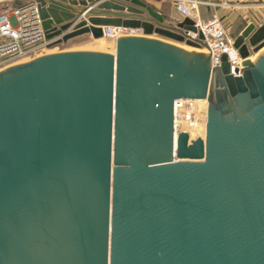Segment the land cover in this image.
<instances>
[{"label":"water","instance_id":"1","mask_svg":"<svg viewBox=\"0 0 264 264\" xmlns=\"http://www.w3.org/2000/svg\"><path fill=\"white\" fill-rule=\"evenodd\" d=\"M48 47L139 29L116 53L63 51L0 72V264H264V18L242 74L186 16L145 0H34ZM198 34L195 37L192 34ZM238 71V70H237ZM209 99L206 138L174 101Z\"/></svg>","mask_w":264,"mask_h":264},{"label":"built area","instance_id":"2","mask_svg":"<svg viewBox=\"0 0 264 264\" xmlns=\"http://www.w3.org/2000/svg\"><path fill=\"white\" fill-rule=\"evenodd\" d=\"M182 4L180 10L185 16L193 13L196 25L205 35L204 41L207 53L211 57L213 69L222 66L223 56L227 55L230 63V73L238 76L242 74L243 58L235 46V37L228 30V24L218 14H213L206 22L199 13L198 2L195 0H178ZM226 6L227 2L224 3ZM104 35L117 40L119 37L139 35V29L123 26H104ZM198 37V34H192ZM49 41L45 35L43 20L38 4L28 2L8 12L0 13V68L4 65L18 64L22 60H33L42 56L48 49ZM238 70V71H237ZM201 101H206L203 105ZM209 99L178 98L174 101L175 134L181 131L189 133V142L197 138H206ZM201 128L203 133L198 130ZM205 135V138L203 135Z\"/></svg>","mask_w":264,"mask_h":264},{"label":"rangeland","instance_id":"3","mask_svg":"<svg viewBox=\"0 0 264 264\" xmlns=\"http://www.w3.org/2000/svg\"><path fill=\"white\" fill-rule=\"evenodd\" d=\"M28 2H35V1L34 0H30V1H27L25 3H28ZM223 2L225 3L227 1H223ZM244 3H248L249 8L248 7H245L244 5H242ZM149 4L151 5V3H149ZM227 4L228 5L226 7H229L231 5L229 2H227ZM241 5L242 6H239V9H235L234 8L233 10H227L226 12H230L231 14L230 13L229 14L226 13V14H224V17H223L224 21L228 24V30H229V32L232 34L233 37H235V39L242 33V31L246 27H248V25L250 23H254L255 25L259 26V25H261L263 23V18H264V0H262V1H248V2H245L244 1V2H241ZM14 6H15L14 8H16V7L20 6V5H17V6L14 5ZM163 9H166L167 11H169L170 10L169 9V5L164 6ZM6 10L7 9L4 8V5L0 4V13H2V12H8L9 11V10L8 11H6ZM204 11L206 13V10H204ZM232 12H233V14H232ZM201 13H202V11H201ZM213 14L204 15V17H203L204 21L206 22L207 20H209L210 18H212L211 16ZM128 36H130V35H128ZM133 36H136V35H133ZM137 36H139V35H137ZM144 37H149V36H144ZM104 39L105 38H103L102 42L105 44L108 39H105V40ZM163 41L169 43L170 40L168 39V40H163ZM172 41H174V40H172ZM174 42H175V44L176 43L177 44L178 43L181 44L180 42H176V41H174ZM67 43H69V44L68 45H63L64 44L63 43V44H59V45L53 46V47L50 48L51 50L45 49L44 52H43V54H42V56L43 55L52 54V53H58L59 52V51L57 52L58 49H66V48H74V47L81 48L82 50L83 49H85V50H100V49H105V48H102V47H104V45H102V47H101L100 40H95L90 35H83V36L74 38V39L68 41ZM182 44H183V47H184L185 46L184 43H182ZM187 48L190 49L192 47L187 46ZM199 51H201V50H199ZM60 52H62V51H60ZM204 52L207 53L206 49H205ZM210 59H211V57H210ZM26 62H24V63H26ZM18 65H19V63L16 64V65H13V66H18ZM13 66H11V67H13ZM8 68H10V67H8ZM8 68H6V69H8ZM6 69H4L3 71H5ZM198 131L200 133H203L202 130H201V128ZM201 135H203V137L205 136L204 134H201Z\"/></svg>","mask_w":264,"mask_h":264},{"label":"crops","instance_id":"4","mask_svg":"<svg viewBox=\"0 0 264 264\" xmlns=\"http://www.w3.org/2000/svg\"><path fill=\"white\" fill-rule=\"evenodd\" d=\"M27 1H30V0H0V4L4 5V8H6V9H10V8L13 9V5L25 4V2H27ZM146 1L148 3H151V5L154 6V8H156L159 12H161L164 15L166 21H173L174 23H177V22H180V21L184 20V18L186 17L185 15H183V13L180 10V6L186 5V4H182L178 0H153V1L152 0L151 1L150 0H146ZM195 1L198 2V4H199L198 5V10H199V13L201 15H203V17H204V15H207V14H213V13L215 14L216 13V14H218L219 16H221L223 18L224 14H226V13L229 14L230 13V12H226L227 10H233L234 8L235 9H239V6H242V5H244L245 7L249 8L248 3H244V4L241 5V2H244V1L245 2H248V1H262V0H195ZM223 1L229 2L231 4L230 5L231 7L230 6L226 7V5L224 4ZM166 5H169V9H170L169 11H167L166 9H163L164 6H166ZM204 10H206V13H205ZM201 11H202V13H201ZM232 14H233V12H232ZM190 17H192L194 19V17H196V16L193 13ZM202 20L204 21L203 18H202ZM141 34L142 33L140 32L139 35L142 36ZM151 37L158 38V39H161V40H168V39H166L164 37H161L159 35H156V34H154ZM99 40L101 42L100 43L101 47H102V45H104V47H102V48H105V49H100V51L113 52L114 54L116 53L117 41L108 39L106 41V43L104 44L102 42L103 39H99ZM170 41L171 42H169V43H172L174 45H178L179 44V43L175 44V42L172 41V40H170ZM68 44L69 43H64L63 45H68ZM184 45L186 46V44H184ZM180 47L184 48L182 43L180 44ZM48 49L51 50L49 47H48ZM79 50H82V49L78 48V47H74V48L58 49L57 52L58 51L59 52L60 51H62V52L63 51H79ZM83 50H85V49H83ZM185 50H187V49H185Z\"/></svg>","mask_w":264,"mask_h":264},{"label":"bare ground","instance_id":"5","mask_svg":"<svg viewBox=\"0 0 264 264\" xmlns=\"http://www.w3.org/2000/svg\"><path fill=\"white\" fill-rule=\"evenodd\" d=\"M142 33V32H141ZM143 35V34H142ZM153 36V35H152ZM103 38H105V39H110V38H108V36L106 35H104V37H102V38H99V39H103ZM99 39H95V40H99ZM111 40H114V41H117V40H115V39H111ZM171 40V39H170ZM169 42H171V41H169ZM185 44V43H184ZM187 45V44H186ZM178 46V45H177ZM179 46H180V44H179ZM182 46V45H181ZM187 46H190V45H187ZM190 47H192V49H198V50H201V52L203 51H205V48H198V47H195L194 48V46H190ZM185 49H187L188 50V48L187 47H184ZM264 52V47L259 51V52H257L256 54H253L252 55V57H251V59L253 60V61H256L257 59H258V57L262 54ZM205 53V52H204ZM29 62L30 60H27V59H24V60H22L19 64H21V63H24V62ZM13 65H16V64H13ZM13 65H8V64H6V65H4L3 67H1L0 68V72L1 71H3L4 69H6V68H8V67H11V66H13ZM202 103H204L203 105H207L206 104V101H201ZM205 137V136H204Z\"/></svg>","mask_w":264,"mask_h":264},{"label":"trees","instance_id":"6","mask_svg":"<svg viewBox=\"0 0 264 264\" xmlns=\"http://www.w3.org/2000/svg\"><path fill=\"white\" fill-rule=\"evenodd\" d=\"M17 6V5H16ZM15 6L13 5V8H14ZM10 9H12V8H10ZM10 9H7L6 11H8V10H10Z\"/></svg>","mask_w":264,"mask_h":264}]
</instances>
